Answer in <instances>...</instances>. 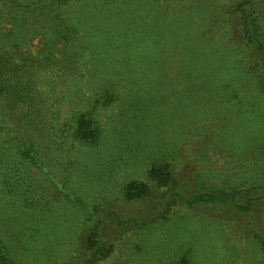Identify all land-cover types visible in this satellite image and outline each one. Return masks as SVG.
<instances>
[{
  "label": "rangeland",
  "instance_id": "rangeland-1",
  "mask_svg": "<svg viewBox=\"0 0 264 264\" xmlns=\"http://www.w3.org/2000/svg\"><path fill=\"white\" fill-rule=\"evenodd\" d=\"M68 1L65 17L85 22L80 33L101 47L85 52L78 92L69 76L40 86L62 97L61 115L43 111L47 166L27 167L13 150L1 158L21 129L22 109L6 115L0 107V239L14 264H264V98L256 83L264 50L245 33L242 0ZM255 1L264 35V0ZM60 3L0 0V43L10 48L19 36L14 56L31 59L43 44L41 24ZM190 64L196 80L181 85ZM106 91L117 95L112 104H103ZM93 107L105 130L101 144L75 149L68 139L57 149L52 128ZM205 150L211 163L201 160ZM171 151L179 157L175 185L153 181L152 194L127 199L124 184L149 181L152 163ZM64 176L69 196L51 181L62 186ZM223 188L227 201L180 200ZM248 198L252 205L239 209ZM95 224L111 247L96 260L88 242Z\"/></svg>",
  "mask_w": 264,
  "mask_h": 264
},
{
  "label": "trees",
  "instance_id": "trees-1",
  "mask_svg": "<svg viewBox=\"0 0 264 264\" xmlns=\"http://www.w3.org/2000/svg\"><path fill=\"white\" fill-rule=\"evenodd\" d=\"M68 2V0H61V3L53 9L54 13L51 18L41 24L40 29L44 34L42 39L43 44L35 55L31 56L28 54L31 59L21 57L22 60L19 61L14 56V54L18 52L16 48L24 41V39H21L19 36L12 35V38L9 37L11 38L10 48L5 47V44H8L7 39L0 43V107H3L1 113L14 115L20 107L22 109L21 117L15 116L19 119L18 129H21L18 130L15 137L13 135L11 137L8 136L7 151L3 153L2 159H4L6 155H9V150H13V153L18 155L20 162L27 167L28 165H30V167L31 165H35L38 169H42L44 164L47 166V160L43 156V142L41 141L47 134H45V132L48 126L43 111L48 106L55 107L53 113L56 116L61 115L60 106L62 104V97L58 94V89L55 90L54 95L51 96L50 94L44 93L40 86L45 80L47 82L51 77L56 85L58 80H63V78H68L69 76L67 80L75 84L76 87H73L76 88V92H78V83L80 82L83 71L82 65H85V70L87 69L86 61L83 60L85 52L90 50V45L95 51L101 47L100 43L92 41V36L80 33L79 27L85 24V22L82 20L75 21L65 17L66 9L64 5ZM237 8L244 19L243 25L245 27V33L249 34V41H253L259 49L264 50V35L260 30L261 15L257 8L256 1L242 0ZM262 30L264 31V29ZM79 34H81L80 37ZM143 42L150 43L146 38L142 40V43ZM142 47L143 49L139 52V56L143 58L147 50L145 46L142 45ZM7 54L8 56L6 57ZM133 57L136 58L137 55ZM128 59L129 58L122 56L121 61L124 63L128 61ZM203 61H205V59ZM205 65L209 66L210 63H206ZM49 66L51 67V69H49L51 71L45 74L44 70ZM194 66V64H190L189 68L184 69V72L180 73L179 82L181 85L185 82L196 80L194 79L195 75L191 73L190 69ZM118 72L119 71H115L114 73ZM126 80L129 83L136 81L134 77H126ZM256 83L258 84L257 91L260 92L261 97L264 98V75L262 79H260V77L257 78ZM103 98L104 105L112 104L117 98V95L113 91H106ZM98 102L100 101L96 100L95 105H97ZM30 111L33 114H29ZM63 121L62 124H58V126L55 125L54 128H52L56 138L52 144L57 149H61L68 139L70 140V147H74L75 149L83 146L98 147L101 144L105 130L100 122L98 112H96V107H93L92 111L88 109L76 110L71 117L68 119L65 118ZM62 128H64L63 131ZM20 132L23 134L21 137L19 136ZM18 137H20L19 140L17 139ZM174 154V151H171L165 157L166 159L162 158L159 162L152 163V166L148 170L149 181L134 179L126 182L123 186L125 197L133 200L152 194L153 186L150 183H153V181L159 188L170 187L172 182L175 185L174 179L177 175H175L173 163L177 162L179 157L177 154ZM210 157L207 150L204 152L202 151L201 160L211 163ZM73 162L74 160L71 161V164ZM63 164H65V162ZM65 169L67 170V166H65ZM64 179L65 182L62 186L57 185L58 182L56 183L54 178H52L51 181L57 186V192L69 196L70 191L66 189V185L69 182L68 177L64 176ZM194 181L195 184L197 181L199 182V173L194 175ZM64 189L66 190L63 191ZM223 189L215 192L216 194L218 193L217 195H211V193H198L199 195H194L189 199L190 201L183 196L180 197V200L188 205L227 201L229 200L228 198L232 196L228 195L229 193L226 195V191ZM251 198L247 199L246 205H240L236 202L239 209L243 208L247 210V208L252 205L253 199ZM169 206L170 203L167 204L166 210L169 209ZM164 216L162 217L165 218ZM254 236L259 240L262 239L259 232ZM262 241L263 240H261V242ZM88 242L89 247L94 251V260L108 256L111 247L107 246V243L101 240L98 225H94ZM188 261L189 259L187 260L185 258L182 264H188ZM0 264H14L5 243L1 239Z\"/></svg>",
  "mask_w": 264,
  "mask_h": 264
}]
</instances>
